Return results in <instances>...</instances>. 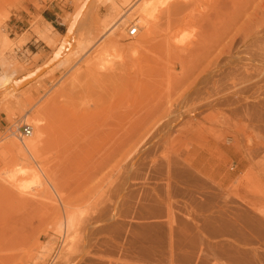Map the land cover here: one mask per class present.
I'll return each instance as SVG.
<instances>
[{
    "label": "rangeland",
    "instance_id": "obj_1",
    "mask_svg": "<svg viewBox=\"0 0 264 264\" xmlns=\"http://www.w3.org/2000/svg\"><path fill=\"white\" fill-rule=\"evenodd\" d=\"M124 1L0 0V264H264V0Z\"/></svg>",
    "mask_w": 264,
    "mask_h": 264
},
{
    "label": "bare ground",
    "instance_id": "obj_2",
    "mask_svg": "<svg viewBox=\"0 0 264 264\" xmlns=\"http://www.w3.org/2000/svg\"><path fill=\"white\" fill-rule=\"evenodd\" d=\"M124 0H122V2H123ZM126 1V3L127 2H129L130 0H125ZM124 1V2H125ZM113 2V1H112ZM198 3V2H197ZM200 3V2H199ZM115 3H113V5L112 6H114L115 7V5H114ZM194 4H195V0H142V2L141 3H139V7L137 8V16L139 17L138 18V25H139V27L141 28V27H146V29H147V32H148V30L151 28L150 26L153 24V22H152V19L154 18V16H156V15H154L155 13L156 14H159V15H161L162 13H164V14H166V15H168L169 13H172V11H180V10H183L184 11V9H187V8H190L192 5L194 6ZM124 5V4H123ZM136 5V4H135ZM138 5H136V7H137ZM259 6H260V4H259ZM194 8V7H193ZM193 8H191V10L193 9ZM258 8V7H257ZM261 8H262V6H261ZM188 10V9H187ZM190 10V11H191ZM189 11V10H188ZM187 12V11H186ZM192 12V11H191ZM191 12H188V13H186V14H184L183 12V14H182V16L180 17H172L173 15L172 14H169V16L166 18V23H165V25H166V31H165V33H164V35H163V37L162 36H160V40H158V42L156 41V43H158L157 44V46H156V44L154 45L155 46V50L153 51V57H154V59H165V58H161V56H163V55H165V56H163V57H166V56H169L170 57V55H173V54H176V53H178V52H182V51H186V47L188 46V44L189 43H187L186 41V39H185V37H184V39L186 40V41H184L183 39H182V37L181 36H179L177 39L176 38H174V33H176V32H178V31H176L175 32V27H173L175 24H178V25H180L179 23H182L184 20H186V19H189L188 18V16H190V15H192L191 14ZM179 14H180V12H178ZM178 14V15H179ZM170 15H172L171 17L172 18H176V19H174V20H171L172 18L170 17ZM75 17V16H74ZM158 17V16H157ZM186 18V19H185ZM156 19V18H155ZM155 19H153V20H155ZM123 20V19H122ZM157 20V19H156ZM68 23V22H67ZM72 21L71 22H69L68 23V27H67V31H66V34H65V36L68 38V37H70V35L71 34H73V33H71V31H72V28H73V26H72ZM117 23V21L116 22H114V24L113 25H111V28H109L110 30L111 29H114L115 28V24ZM162 24V23H161ZM131 25H129V27H130ZM133 26H135V25H133ZM153 26V25H152ZM183 26V25H182ZM136 27V26H135ZM158 27V26H157ZM177 27H179V26H177ZM177 27H176V30H177ZM137 28V27H136ZM158 29H160V27H158ZM74 31V30H73ZM159 31V30H158ZM127 32V31H126ZM181 32V31H180ZM163 33V32H162ZM189 33H191V32H189ZM35 34H37V36H39L40 34L38 33V32H35ZM39 34V35H38ZM41 36V35H40ZM129 36V35H128ZM130 37H132V36H130ZM42 38V37H41ZM95 38V37H94ZM42 39H45V40H47V36H45L44 38H42ZM158 39V38H157ZM93 42V39H90V40H87L86 41V43H83L82 44V46L85 48V47H87V46H89L91 43ZM156 57V58H155ZM168 57H166V59H167ZM166 59L164 60V62H162V63H160V64H162V65H164L165 64V66H167V62H169V60H167L166 61ZM157 61V60H156ZM158 62H160V60L158 61ZM172 64V63H171ZM161 66V65H160ZM162 67V66H161ZM164 67V66H163ZM7 85H8V80H6V81H4L3 83H2V86L0 87V89H7L6 87H7ZM1 91V90H0ZM28 113V112H27ZM28 115V114H27ZM27 115L25 114L24 116H25V119L26 118H28L27 117ZM24 118V117H23ZM39 120H36V122H34L33 123V128L35 129V128H37V126L39 125V124H41L42 122L41 121H39ZM102 123V122H101ZM28 125V124H27ZM102 125V124H101ZM105 125V124H104ZM29 127H30V129H31V134H32V128H31V126L29 125ZM132 129V128H131ZM130 129V130H131ZM135 129V128H134ZM133 129V130H134ZM8 131H9V129H8ZM132 131V130H131ZM134 131H136V130H134ZM147 131H145V133H146ZM9 133H10V135H13V136H15V134H13L12 132H10L9 131ZM9 133H8V135H9ZM30 134V135H31ZM132 134V133H131ZM131 134H129V135H131ZM29 135V136H30ZM29 136H27V135H25V136H23V135H18V134H16V137L19 139V142H20V144L24 147V149H25V151L27 152V154L29 155V156H31V158L32 159H34L33 158V155L31 154V152L29 151V149L27 148V146H25V144H24V142H23V139L24 138H26V137H29ZM128 136V135H127ZM145 136V135H144ZM128 138V137H127ZM131 138V137H130ZM130 140V139H129ZM126 144H128V140H126ZM131 142V141H130ZM139 142V141H138ZM119 143V142H118ZM117 142H116V144H118ZM131 143H135V141L133 140V142H131ZM136 144L137 143H135V144H130V147H131V145H132V147L131 148H135V146H136ZM15 147H16V149L17 150H20V147L19 146H17V144H13ZM123 145V144H122ZM138 145V144H137ZM114 146V145H113ZM121 146V144H119V147ZM129 146V145H128ZM117 148V147H116ZM118 150V149H117ZM127 150V149H126ZM132 150V149H131ZM129 152V151H128ZM128 152H127V154H128ZM132 152V151H131ZM115 155V154H114ZM130 156V155H129ZM116 158V157H115ZM120 159V158H119ZM130 159V158H129ZM115 163V162H114ZM120 163V162H119ZM114 166V165H113ZM115 166H117V165H115ZM24 169H22V168H20L19 169V172H22ZM24 172H26V171H24ZM31 173H33V175H35V174H37L36 172H31ZM21 174V173H20ZM27 174V173H26ZM12 175H15V174H12ZM11 175V179L12 178H14V176H12ZM37 177H40V175H38L37 174ZM22 180V179H21ZM13 181V180H12ZM30 181H32L31 179H30ZM46 181L48 182V180L46 179ZM24 182V181H23ZM7 183H11V181L9 180V182H7ZM21 183H22V181H21ZM25 183V182H24ZM32 183H34V182H32ZM31 184V183H30ZM23 185V187H21V184H20V186L19 187H21V188H24V184H22ZM34 185V184H33ZM18 186H16V190L17 191H19L20 189H19V187L17 188ZM26 187V186H25ZM51 188H53L52 186H51ZM22 189H21V193H22ZM19 194H20V191H19ZM67 220V228L68 229H70L72 226H73V221H72V218L71 217H69L68 219H66ZM67 229V230H68ZM67 236H70L69 235V233H68V235ZM67 241H70L69 242V244H72V240H67ZM239 241V240H238ZM67 244H68V242H67Z\"/></svg>",
    "mask_w": 264,
    "mask_h": 264
},
{
    "label": "built area",
    "instance_id": "obj_3",
    "mask_svg": "<svg viewBox=\"0 0 264 264\" xmlns=\"http://www.w3.org/2000/svg\"><path fill=\"white\" fill-rule=\"evenodd\" d=\"M137 33V28L133 25H131L127 29V35L129 36H134ZM9 131L12 132L13 134H18V135H27L29 136L31 134V129L29 125L25 124L22 120L17 119L14 123H12L9 126Z\"/></svg>",
    "mask_w": 264,
    "mask_h": 264
}]
</instances>
